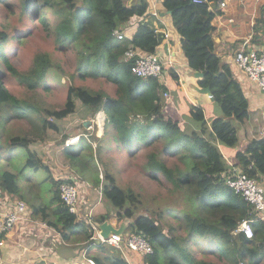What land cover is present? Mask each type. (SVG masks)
<instances>
[{"label":"trees","instance_id":"16d2710c","mask_svg":"<svg viewBox=\"0 0 264 264\" xmlns=\"http://www.w3.org/2000/svg\"><path fill=\"white\" fill-rule=\"evenodd\" d=\"M220 1L198 4L193 0H162L160 7L161 13L169 12L187 66L203 73L197 77V84L209 87L220 107V115L210 121L197 106L190 109L189 116L179 118L171 101L163 97L164 85L156 78L141 79L132 72L134 61L123 59L130 45L144 52H154L161 45L162 34L154 26L158 20L146 18L149 0H17L21 17L27 15L44 23L55 47L73 52L75 73L70 74V79L75 74L81 79L102 76L115 85L116 93L111 96L69 81L65 83V101L57 107L18 98L5 86L6 69L28 89H36L48 76L57 75L59 64L47 51L39 52L28 70L17 71L6 54L8 45L13 39L19 41L20 36L0 24V127L11 117L23 116L40 124L38 133L50 128L57 130L56 120L74 113L76 99L91 112V119L103 112V134L97 136L96 130L82 124L79 141L74 146L64 144L63 153L74 171L92 187L104 180L102 196L107 206L115 211L118 221L124 217L134 220V224H128V230L147 238L153 248L151 253H135L128 256L129 261L124 255L126 249L97 243L92 238L94 228L90 223L108 220L109 212L91 216L92 221L87 222L68 210L60 199L59 186L72 178L56 177L50 164L31 148L39 137L42 139L41 134L32 130L15 134L7 143L0 144V164L2 160L9 161L17 147H24L27 154L20 169L12 172L0 168V193L27 202L31 215L39 216L64 235L69 233L68 237L82 243V248L96 247L95 254L87 255L98 264H264V222L252 204L226 185L235 168L264 186V136L250 138L243 149L235 150L231 160L222 149L224 144L238 143V129L233 121L244 122L250 111L231 66L217 53L215 17L222 8ZM0 3L10 8L14 5L11 0ZM254 26L264 34V2ZM120 27L132 31L131 37L117 38L115 31ZM257 31L250 46L260 51L264 46L255 45L262 37ZM57 81L61 83L59 78ZM110 138L127 156L141 154L146 176L165 188L170 201L160 215L173 214L177 220L175 224L166 222V231L161 219L149 213L150 208L147 213L140 210V194L132 187L120 186L117 176L108 168L104 156L110 149ZM97 163L103 166L102 177L96 171ZM26 169L45 172L35 186L40 189L41 184L49 182L45 193H52L46 202L37 195L30 180L31 198L40 201H28L24 196L17 174ZM244 219L251 220L252 238L234 232ZM180 225L185 234L178 232Z\"/></svg>","mask_w":264,"mask_h":264},{"label":"rangeland","instance_id":"374dc122","mask_svg":"<svg viewBox=\"0 0 264 264\" xmlns=\"http://www.w3.org/2000/svg\"><path fill=\"white\" fill-rule=\"evenodd\" d=\"M11 1L14 2V5L11 8L6 4L0 3V24L8 32L16 33L20 36L19 41L13 39L8 45L6 54L14 68L19 72H25L32 65L34 56L39 52L46 51L54 61L58 62L60 68V70L58 68L57 75L48 76L36 89H28L20 79L6 69L4 71L3 80L5 86L13 95L18 98L33 101L37 100L41 106L57 107L63 105L65 101L66 94H68L65 83L69 81H73L77 85L86 86L94 91L103 90L111 96L115 95L114 83L106 81L102 76L81 79L75 74L74 77L70 79V74L75 73V55L73 52L58 50L55 47L53 36L45 29L43 25L44 23H41L36 19L32 20L27 15L21 17L19 15L20 7L17 0ZM12 10L15 11V13ZM165 19L168 21L166 26L169 31L174 32L175 30H173L172 20L168 14H166ZM58 78L61 83L57 81ZM44 86H47V88H44ZM249 101L251 102L250 99ZM204 109L207 110L208 106L204 107L202 111H204ZM91 117V112L78 99H76V109L72 115L70 114L64 119L56 120L58 126L57 130L50 128L38 133L40 131V124L33 117V119L30 120L27 117L14 116L11 117L9 122L4 126L0 127V144L4 145L11 140L13 135L21 134L22 131L32 130L33 132H36V134H41L42 139L39 137L38 142L31 144V148L38 152L41 157L50 164L56 177L64 179L75 177L81 182L80 184L84 190V193L81 195L82 216H85V218H91V216L97 217L109 212L108 218L112 219V221L116 220L115 222L119 223L115 216V211L113 212L111 210L112 208L107 206L106 201L102 196V184L104 183V180L102 179V184L98 187H92L86 179H82V177L74 171L68 157L63 153L64 144H66L67 138L81 132L83 129L81 128V125H84L87 120H90L87 127H92L93 130H96L97 136L103 134V125L97 121L96 117L94 119H91ZM34 120L35 122L33 123ZM233 122L238 129V136L241 140L243 138L240 131L241 122ZM244 122L247 126V120ZM242 126L244 127L243 122ZM63 140L64 142H62ZM108 142V148L110 149L107 150L108 153L105 154L104 160L107 162L108 168L117 176V182L120 186L132 187L140 194V210L147 213L149 212L147 210L150 208L149 213L161 219L164 231L167 230L166 222L177 223L173 214L167 216H165V214L164 216L160 215V212L162 214L166 211V205L170 201V197L169 195L167 196V192L163 186L153 182L146 176L141 163L142 155L139 154V156L134 158L129 157L123 148L116 145L113 138H110ZM74 144L75 143L72 145L74 146ZM93 144H95V142H93ZM222 147L225 151H228L232 147L233 152H235V150L242 148L243 145L239 143L234 145L224 144ZM26 156V149L24 147H17L9 161H1L0 168H8L12 172L18 170L25 162L27 158ZM96 171L98 172L99 177H102L103 166L101 163H97ZM96 171L94 170V174ZM33 172L34 171L32 170L26 169L24 173L17 174V181L26 199L28 201L33 200V202H37L40 201L39 199L37 200V197L35 200L31 198L29 184L32 183L35 186L36 182L41 180L42 176L45 175V172L43 170ZM28 180H30L31 183ZM48 184L49 182L41 184L40 189L36 186L34 187L35 191L37 190V195L45 202L50 197V193H52L51 191L45 193V191L48 190ZM1 194H3V191ZM29 212L28 209L27 215L15 222L13 232L18 229V231L25 236V239L27 237L26 235H30L34 242L39 244L41 250L43 249L45 251V255L48 259L62 255L60 251L64 247H67L70 242L71 236L69 233L64 235L61 232L54 230L50 225L48 227H42L37 222L38 220H41L40 217L31 215ZM38 230L40 233H38ZM178 232L185 234V229L182 225L179 226ZM4 235L7 236V234H3V237ZM79 244L82 245V243ZM84 250L85 253L89 255H93L97 252L96 247L94 246L84 248ZM124 253L128 260V256H132L135 253L137 254V252L130 249H126ZM211 257V259L214 258L217 260L215 256Z\"/></svg>","mask_w":264,"mask_h":264},{"label":"crops","instance_id":"0c3cea01","mask_svg":"<svg viewBox=\"0 0 264 264\" xmlns=\"http://www.w3.org/2000/svg\"><path fill=\"white\" fill-rule=\"evenodd\" d=\"M224 1L226 2V6L220 8L219 13H217L215 17L217 25L215 30L216 49L220 59L231 66L233 75L235 79L238 80L249 103L250 115L246 119L248 125L246 126L245 122H243V127L241 122V130L239 128L243 138L240 140L238 136V143L243 145V147L240 148L243 149L250 138L254 136H264V90H259L255 84L248 79L247 75L240 68L235 66L233 57L244 43L248 45L253 44L251 40L255 37L257 31L254 23L259 17L260 5L264 0ZM160 7L161 3L158 5V10L163 25L160 21L159 23L157 21L154 22V26L159 30V33L166 30L169 34L162 39V45L158 47V51L161 59L165 60L168 57H172L173 61L172 65H165L163 67V76L159 80L160 83L164 85L165 91L169 93V98H167V100L171 101V108L174 114L181 119L190 115L189 112L193 106L200 107L201 110L208 106V109H204L203 113L206 119L210 121L215 116L220 115V107L214 102V98L212 100L208 95L201 93L195 88H200L197 84V77L194 75L195 70L187 66V61L182 52L181 43L179 42V35L175 31H169L166 26L168 21L165 19L168 13H165V11L161 13ZM257 32L259 33L261 30ZM128 33H132V31ZM260 36L262 37L259 38V44H255L256 46L261 44L264 46V34H260ZM165 43L167 44L166 46ZM164 99L166 98L164 97ZM222 149L226 158L231 160L234 154L233 148L231 147L228 151H225L223 147ZM7 198L11 200L14 199L10 197ZM7 198L5 199V196L3 197L0 193V211H3ZM27 207L29 209L28 204ZM40 221L41 220H38L37 222L40 224ZM108 221L115 226H118L121 222V220L118 223L115 222L116 220L112 221V219L109 218ZM126 227L124 231L127 229ZM38 233H40L39 230ZM26 236L25 239V236L21 234L18 229L14 232L12 230L7 236L4 235L3 237L2 235L3 238H1L0 243V264H71L73 262H83L85 255H87L79 242L70 239L68 246L60 251L62 255L48 259L45 255V251L43 249L41 250L39 244L35 243L30 235Z\"/></svg>","mask_w":264,"mask_h":264},{"label":"built area","instance_id":"2783aa9c","mask_svg":"<svg viewBox=\"0 0 264 264\" xmlns=\"http://www.w3.org/2000/svg\"><path fill=\"white\" fill-rule=\"evenodd\" d=\"M162 0H149V8L147 17H153L154 19L160 21L161 16L158 10V5ZM193 2L202 4H211L212 0H193ZM219 5L223 8L226 6V2L221 0ZM156 32H159L155 28ZM128 30H124L120 27L115 31L117 38H130L131 33ZM162 38L168 36L166 30L161 31ZM162 45V44H161ZM161 45L159 47H161ZM124 60H133V65L131 66L132 72L135 73L141 79L156 78L160 80L163 76V70L165 65H172V57H168L165 60L161 59L158 49L154 52H144L142 49H137L133 45H130L123 54ZM235 66L240 68L252 81L255 86L260 90H264V47L258 51L254 47H251L247 43H244L237 51L233 57ZM164 97L169 98L168 91L164 92ZM97 121L104 125V113L100 112L96 117ZM79 134L74 136H69L66 140V145H71L70 143H77L79 140ZM78 181V178H72L71 182H62L59 186V195L61 201L67 206L71 213H74L79 219H85L87 222H91V218H85L82 216V204L81 195L84 190ZM226 185L234 190L235 193L241 194L253 208L257 211L258 217L264 222V186L259 184L254 178L247 176L243 172H238L233 168L232 175L226 179ZM5 199L9 197L7 194H2ZM4 205L3 211H0V232L1 236L3 234H9L14 229V224L20 218L27 215L28 207L25 201L21 199H9ZM251 220L244 219L240 222L239 227L234 231L235 233L242 232L247 238H252L254 236V231L252 230ZM40 224L44 227H48L45 222L40 221ZM94 228V233L92 238L98 240L99 243H107L114 246L117 249H130L137 252L140 255H146V253H151L153 251L152 245L149 240L142 235L135 234L128 230V228L123 231L122 234H117L111 232L107 238H104L98 228V223H90ZM52 264V263H51ZM71 264H98L95 259L85 255L83 262H73ZM240 264H244L241 261Z\"/></svg>","mask_w":264,"mask_h":264},{"label":"water","instance_id":"95a60500","mask_svg":"<svg viewBox=\"0 0 264 264\" xmlns=\"http://www.w3.org/2000/svg\"><path fill=\"white\" fill-rule=\"evenodd\" d=\"M167 13H169V12H167ZM166 45L167 44L165 43V46ZM194 75L196 77H200V76L203 75V73L200 72V71H195ZM195 88L197 90H199L201 93H204V94L208 95L213 100L212 92L209 89V87H200V88L199 87H195ZM89 121L90 120H87L84 123L85 127H87L89 125ZM128 223L134 224V220L131 219V218H128V217H124L123 219H121V222L118 224V226L113 225L108 220H104V221L98 223V228H99L100 234L104 238H107L111 232L117 233V234H122ZM1 238H3V237L1 236V232H0V242H1ZM96 242L99 243L98 240H96Z\"/></svg>","mask_w":264,"mask_h":264},{"label":"clouds","instance_id":"9594fccd","mask_svg":"<svg viewBox=\"0 0 264 264\" xmlns=\"http://www.w3.org/2000/svg\"><path fill=\"white\" fill-rule=\"evenodd\" d=\"M127 228H128V224H127Z\"/></svg>","mask_w":264,"mask_h":264}]
</instances>
